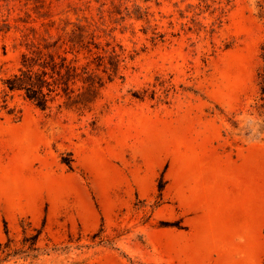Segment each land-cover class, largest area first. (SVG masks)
Here are the masks:
<instances>
[{"label":"rangeland","instance_id":"obj_1","mask_svg":"<svg viewBox=\"0 0 264 264\" xmlns=\"http://www.w3.org/2000/svg\"><path fill=\"white\" fill-rule=\"evenodd\" d=\"M262 47L264 0H0V264H264ZM38 50L85 107L7 90Z\"/></svg>","mask_w":264,"mask_h":264},{"label":"trees","instance_id":"obj_2","mask_svg":"<svg viewBox=\"0 0 264 264\" xmlns=\"http://www.w3.org/2000/svg\"><path fill=\"white\" fill-rule=\"evenodd\" d=\"M46 48H49V45ZM262 49L264 51V47ZM57 58H59V61H57ZM83 73H86V71H83ZM77 75L76 66L71 61H67L65 56L58 55L55 57L51 52L45 54L38 50L33 56L23 54L18 71L6 77L3 84L9 91L22 92L26 99L32 101L41 109L48 107L49 102L54 99L52 93L56 95L59 88L70 99L72 104L77 106V108H83L88 104L89 100L80 98L79 94H77L79 98H72L71 95L74 92L71 84ZM87 80L89 79L87 78ZM99 80L95 81L93 79L90 81L86 91H93L96 85L100 87L102 83ZM262 80V90L264 91V74Z\"/></svg>","mask_w":264,"mask_h":264}]
</instances>
